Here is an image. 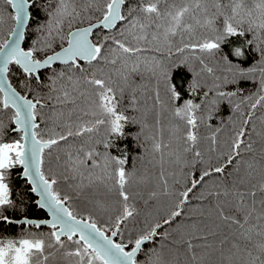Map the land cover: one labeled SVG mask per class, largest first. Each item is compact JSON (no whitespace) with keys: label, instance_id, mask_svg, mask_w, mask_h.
I'll return each mask as SVG.
<instances>
[{"label":"snow or ice","instance_id":"snow-or-ice-1","mask_svg":"<svg viewBox=\"0 0 264 264\" xmlns=\"http://www.w3.org/2000/svg\"><path fill=\"white\" fill-rule=\"evenodd\" d=\"M0 225V264H264V0H0Z\"/></svg>","mask_w":264,"mask_h":264},{"label":"trees","instance_id":"trees-1","mask_svg":"<svg viewBox=\"0 0 264 264\" xmlns=\"http://www.w3.org/2000/svg\"><path fill=\"white\" fill-rule=\"evenodd\" d=\"M44 20V15L42 12H38L35 8L33 9V16L30 25L27 28L25 40L23 42L24 47H28L31 45L32 40L36 38V34L34 32L35 27L39 22H42ZM241 41L239 38H234L231 41L232 45H238ZM229 49L225 48L223 51L226 53ZM247 55L251 57V60H248L245 65L242 66H248L251 63L255 62V60L258 58L257 54L254 51L247 52ZM173 59H178V57H173ZM248 63V64H247ZM59 67V65H57ZM179 72V75H176V73H173V83L180 88L187 89L188 84L190 83L192 79V73L187 68H180L177 70ZM48 75L47 72H42V77H46ZM18 72L16 70H13V74L10 77V79L13 80L14 85L18 82ZM209 81V86H210ZM235 87V86H232ZM239 87L244 91L245 94H247L250 91H255L256 85L248 80H242L239 84ZM185 98H192L194 102H199V100L202 98V91L195 95L190 96L188 94H185ZM183 101H181L182 103ZM129 115H138L137 113L129 112ZM231 109L230 106L225 102L222 103L219 106L218 112L215 116V122L218 124L221 119L227 120V118L231 115ZM151 118L149 119V123H151ZM139 132V126L134 124H127L124 129V137L118 138L115 135L110 137V140L114 144V147L110 150L113 155H127L129 157L128 164L126 165V168L128 170H132L133 167H135L139 171H143L145 168L151 169L152 165L149 163L151 157L144 152V149L140 147V145L144 144L143 136H141L139 139L136 138V133ZM14 138V137H13ZM126 149V152H125ZM100 151H104L103 147L99 149ZM55 155V153H54ZM144 156V159H137L138 156ZM227 171H231V168L229 167ZM16 173H13V176L15 177ZM13 187H14V195L15 192H24L27 193V188L24 187L23 181L14 179L13 181ZM198 191V190H197ZM35 196L33 194H28L26 197V203L24 207L26 208V215H28L31 218H44L46 217V213L44 210L39 209L34 204ZM143 207L142 205H140ZM10 215H14L16 217H19L21 213L15 212V213H9ZM22 226L18 225H0V234L2 235H16L21 231ZM41 231L47 232L48 229L42 228ZM146 247H151V245H147Z\"/></svg>","mask_w":264,"mask_h":264},{"label":"water","instance_id":"water-1","mask_svg":"<svg viewBox=\"0 0 264 264\" xmlns=\"http://www.w3.org/2000/svg\"><path fill=\"white\" fill-rule=\"evenodd\" d=\"M34 196H35V194H33ZM38 197H36L35 196V199H34V201L37 199ZM44 212L46 213V217H44V218H37V219H46V218H48V216H47V212L44 210Z\"/></svg>","mask_w":264,"mask_h":264}]
</instances>
